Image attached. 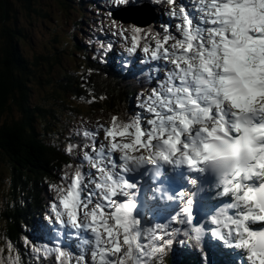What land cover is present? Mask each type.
<instances>
[{
  "label": "snow or ice",
  "instance_id": "snow-or-ice-1",
  "mask_svg": "<svg viewBox=\"0 0 264 264\" xmlns=\"http://www.w3.org/2000/svg\"><path fill=\"white\" fill-rule=\"evenodd\" d=\"M162 5L178 23H150ZM105 9L97 28L122 42L120 70L139 60L150 88L131 118L69 130L62 151L79 163L49 185L42 242L26 244L53 264H264V0ZM97 45L107 63L115 41ZM4 255L19 264L10 241Z\"/></svg>",
  "mask_w": 264,
  "mask_h": 264
},
{
  "label": "trees",
  "instance_id": "trees-1",
  "mask_svg": "<svg viewBox=\"0 0 264 264\" xmlns=\"http://www.w3.org/2000/svg\"><path fill=\"white\" fill-rule=\"evenodd\" d=\"M56 1L70 13L66 14L67 20L71 17V11L78 13L79 17L73 20L66 33L70 37L68 45L73 56H77L76 53L83 54L87 59L90 53L86 45L72 31L80 30L78 27L83 23L80 18L88 19L84 0ZM39 2L0 0V160L6 162L8 167L7 172L0 176L1 184L6 182L5 175L8 178L6 189H0L5 194L0 204V244L7 252L8 242H11L12 254H18L19 264H32L30 261H33L34 253L26 244V238H33L27 236L26 229H29L33 213L44 204L41 202V192L46 194L47 188L44 179L51 180L58 176L68 160L62 151L66 145L63 137L55 138L56 132H49L51 129L48 124L53 125L51 119H60L62 123L72 114H76V117H108L112 114L123 115L125 110V95L118 74L116 77L110 75L111 78L106 77L105 72H97L93 76V71L88 73V69L94 67L95 61L92 60L84 61L83 71L66 69L60 61L62 54L58 53L57 48H54L56 57L54 52L33 56L25 52L24 44H32L34 38L32 31L20 22L18 13L23 8L35 15L41 14V8L35 6ZM8 3L12 6V18L8 17ZM5 20H9V23L12 20V29L8 30L3 24ZM63 49L62 52H66ZM57 63L63 68L56 69ZM50 83L53 85L50 95L58 94L55 99L68 103L71 107L69 110L68 107L51 102L49 96L42 101L33 100L34 84L50 87ZM92 96H95V100L90 103ZM64 108L67 109L60 116ZM30 212L31 215H28Z\"/></svg>",
  "mask_w": 264,
  "mask_h": 264
},
{
  "label": "rangeland",
  "instance_id": "rangeland-1",
  "mask_svg": "<svg viewBox=\"0 0 264 264\" xmlns=\"http://www.w3.org/2000/svg\"><path fill=\"white\" fill-rule=\"evenodd\" d=\"M15 5V4H14ZM13 5V6H14ZM35 6H38L41 8V14H33L30 13L27 9H20L19 13H18V17L20 22L26 27L28 28L27 30L32 31L31 33H33V43L32 44H24V50L27 54H29L30 56L32 55H40V54H46L48 52H54V48H57L58 53H61L62 56L60 57V61L61 63L64 65V68L66 69H73V70H77V71H83L84 70V66L83 63L84 61H88L92 60L93 58H91V55L95 52L96 50V46L92 45V42L89 39V34H98V28L97 25L99 23V21L102 19L104 13L106 10H101V16L98 15V8H93L92 12H88L86 13V17L88 19L85 18H80L79 20H82L83 23L78 27L80 30L75 29L72 30L76 33V37L78 39H80L85 45L91 43V45H87L86 50L87 52L90 53V55L88 56V58L86 59V57L83 54H78L76 53L77 56H73L71 54L69 45H68V41L70 40V37H68V35L66 34L67 31L70 30L71 26L70 24L73 22V20H77L76 18L79 17V15H76L74 12L71 11V17H69V19L67 20V15H70V13L66 12L65 10H63V8H61V6L57 3L56 0H40V2L38 4L35 3ZM8 17L10 16V18H12L13 16V11L11 10L12 6L10 7V3H8ZM15 7H17V5H15ZM85 9L87 10V7H85ZM104 9V8H103ZM67 14V15H66ZM91 20V22H89ZM12 20L9 23V20H5L4 21V25L9 29H12L13 26L11 25ZM104 23L107 24L108 21L104 20ZM2 24V26H3ZM0 29H1V25H0ZM88 40V41H87ZM28 43L31 42V40L28 39L27 41ZM62 48H64L63 50H65L66 52H62ZM54 55L56 57V53L54 52ZM82 56V57H81ZM58 57V55H57ZM96 66H98L97 62H94V67L91 66V69L93 70V76H95V72L96 71ZM57 68H63L61 64L57 63L56 64V69ZM50 87L48 86H40L37 84H34V93H33V100L34 101H42L44 98H46L47 96H49L51 100V102H56L62 106L68 107L64 108L61 110L62 113H60V116H63L64 113L67 110H69V104L65 103L63 100L61 99H55L58 94L53 93V95H50L53 91V85L50 83L48 84ZM47 88V89H46ZM67 102V101H66ZM58 116H59V112ZM15 115L16 117H18L17 112L15 111ZM60 119H51V123L53 125H49V128L51 129V131H49L50 133L56 132L54 137L55 138H62V136L60 134H67L64 132V128L60 125L59 123ZM69 130V128H68ZM59 133V134H58ZM103 138V136H101ZM67 164H70L69 162H65V165L63 167H65ZM7 165L6 162H3L0 160V176L2 177L4 173L7 172ZM6 182L5 184H1L0 183V189H6L7 186V180L8 178L6 177ZM5 194H3L0 190V204H2V197H4ZM28 215H31L28 213ZM0 226H1V221H0ZM6 264H12V262H8Z\"/></svg>",
  "mask_w": 264,
  "mask_h": 264
},
{
  "label": "bare ground",
  "instance_id": "bare-ground-1",
  "mask_svg": "<svg viewBox=\"0 0 264 264\" xmlns=\"http://www.w3.org/2000/svg\"><path fill=\"white\" fill-rule=\"evenodd\" d=\"M113 72H115L116 74H118V72L116 71V69L113 67ZM119 75V77H120V79H122L123 81H125V82H131L130 81V79H128L127 77H129L128 75H125L126 77H124V76H122V75H120V74H118ZM14 88V87H13ZM34 223V222H33ZM35 224V223H34Z\"/></svg>",
  "mask_w": 264,
  "mask_h": 264
}]
</instances>
